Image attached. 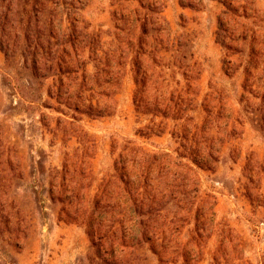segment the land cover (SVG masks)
Returning a JSON list of instances; mask_svg holds the SVG:
<instances>
[{
    "label": "rangeland",
    "instance_id": "rangeland-1",
    "mask_svg": "<svg viewBox=\"0 0 264 264\" xmlns=\"http://www.w3.org/2000/svg\"><path fill=\"white\" fill-rule=\"evenodd\" d=\"M0 264H264V0H0Z\"/></svg>",
    "mask_w": 264,
    "mask_h": 264
},
{
    "label": "trees",
    "instance_id": "trees-1",
    "mask_svg": "<svg viewBox=\"0 0 264 264\" xmlns=\"http://www.w3.org/2000/svg\"><path fill=\"white\" fill-rule=\"evenodd\" d=\"M145 77H141L142 81ZM149 128V133H154V132H162V129H155L153 126L148 127ZM157 130V131H155ZM131 185H129L128 190H127V196L124 198L123 203L125 204L123 207V211L128 212L130 218L129 220L134 224L133 227L135 226H140L142 225V219H140V215L144 212V208L147 206L149 210L147 213L151 214L152 210V205L154 204V200L156 198V195H152L153 200L151 203H148L147 200L150 198H146L144 192L139 190L138 187V182L136 181H128ZM135 230V228H134ZM137 228L135 234L131 235L132 237H136L137 234L144 233L143 230H140ZM124 239V237H121Z\"/></svg>",
    "mask_w": 264,
    "mask_h": 264
}]
</instances>
